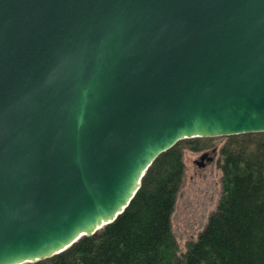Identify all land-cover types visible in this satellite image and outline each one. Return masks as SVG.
Instances as JSON below:
<instances>
[{
  "label": "water",
  "instance_id": "95a60500",
  "mask_svg": "<svg viewBox=\"0 0 264 264\" xmlns=\"http://www.w3.org/2000/svg\"><path fill=\"white\" fill-rule=\"evenodd\" d=\"M250 132L264 0H0V264L114 221L179 140Z\"/></svg>",
  "mask_w": 264,
  "mask_h": 264
},
{
  "label": "trees",
  "instance_id": "16d2710c",
  "mask_svg": "<svg viewBox=\"0 0 264 264\" xmlns=\"http://www.w3.org/2000/svg\"><path fill=\"white\" fill-rule=\"evenodd\" d=\"M219 139H225L219 149L222 195L182 251L172 216L185 179L184 151L209 150ZM21 264H264V132L179 140L147 168L114 221L62 252Z\"/></svg>",
  "mask_w": 264,
  "mask_h": 264
},
{
  "label": "rangeland",
  "instance_id": "374dc122",
  "mask_svg": "<svg viewBox=\"0 0 264 264\" xmlns=\"http://www.w3.org/2000/svg\"><path fill=\"white\" fill-rule=\"evenodd\" d=\"M225 139L216 141L209 150L184 151L185 179L179 192L173 218V230L182 251L189 241L195 240L216 210L222 195V171L219 167V149ZM214 148H218L214 153ZM214 154L205 166L196 162L204 153Z\"/></svg>",
  "mask_w": 264,
  "mask_h": 264
},
{
  "label": "flooded vegetation",
  "instance_id": "af4514ba",
  "mask_svg": "<svg viewBox=\"0 0 264 264\" xmlns=\"http://www.w3.org/2000/svg\"><path fill=\"white\" fill-rule=\"evenodd\" d=\"M202 156H204V159L197 160L196 162L200 163L202 166H205L207 162L213 161L214 159V154L211 153H204Z\"/></svg>",
  "mask_w": 264,
  "mask_h": 264
}]
</instances>
